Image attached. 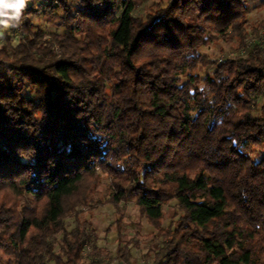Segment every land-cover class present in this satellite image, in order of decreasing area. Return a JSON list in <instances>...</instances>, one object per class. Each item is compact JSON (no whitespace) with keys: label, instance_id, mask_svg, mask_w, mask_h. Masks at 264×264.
<instances>
[{"label":"trees","instance_id":"trees-1","mask_svg":"<svg viewBox=\"0 0 264 264\" xmlns=\"http://www.w3.org/2000/svg\"><path fill=\"white\" fill-rule=\"evenodd\" d=\"M145 1L26 0L2 35L0 264H83L96 247L78 208L129 199L157 233L152 264L263 263L264 47L248 41L264 25L248 32L244 14L264 0L135 15ZM220 39L247 51H199ZM99 171L105 202L90 194ZM130 257L119 243L116 264Z\"/></svg>","mask_w":264,"mask_h":264},{"label":"rangeland","instance_id":"rangeland-1","mask_svg":"<svg viewBox=\"0 0 264 264\" xmlns=\"http://www.w3.org/2000/svg\"><path fill=\"white\" fill-rule=\"evenodd\" d=\"M158 1L161 0H146L134 10V14L144 16L146 12L151 11L154 3ZM56 12L62 14L60 9H56ZM262 24L264 25V6L260 4L248 6L244 14V26L246 30L252 33V29L257 27L260 29L259 34L262 35L263 28L260 26ZM58 25V20L49 18L43 14H38L34 18V26L43 29L45 32L60 31L61 28ZM8 27L0 26V40L3 34L9 32ZM16 40L17 38L14 35L13 42H16ZM235 44L220 39L200 47L199 51L207 54L212 59L218 60L245 54L247 50L237 49ZM248 44L252 47H264L261 39L254 37V34L252 39L248 41ZM204 70L202 67L199 68V72L202 75L205 72ZM263 101L264 97L261 99V102ZM99 178L100 181L93 187L90 194L93 198L105 202L110 188L105 174L101 171H99ZM118 208L119 210H116L108 203H102L94 207L85 206L78 208L79 221L86 223L90 233L88 242H94L96 247V250H93L90 245L85 247L83 251V264H116L115 253L119 243L120 246L126 243L130 248V264H152L153 253L159 246L156 231L145 218L139 215L138 208L133 199L119 203ZM163 212V226H166L173 217V203L164 206ZM73 217L67 220L68 227L74 225L75 221ZM118 223L120 224L119 227L117 226ZM1 257L5 258L2 251H0ZM262 264H264V260Z\"/></svg>","mask_w":264,"mask_h":264},{"label":"clouds","instance_id":"clouds-1","mask_svg":"<svg viewBox=\"0 0 264 264\" xmlns=\"http://www.w3.org/2000/svg\"><path fill=\"white\" fill-rule=\"evenodd\" d=\"M25 6L26 0H0V26L18 21Z\"/></svg>","mask_w":264,"mask_h":264}]
</instances>
